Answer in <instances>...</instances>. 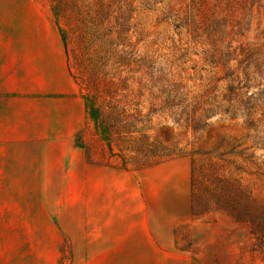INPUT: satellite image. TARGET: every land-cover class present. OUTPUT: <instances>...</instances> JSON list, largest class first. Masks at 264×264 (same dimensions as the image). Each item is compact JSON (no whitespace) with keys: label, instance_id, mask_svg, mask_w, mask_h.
I'll use <instances>...</instances> for the list:
<instances>
[{"label":"rangeland","instance_id":"rangeland-1","mask_svg":"<svg viewBox=\"0 0 264 264\" xmlns=\"http://www.w3.org/2000/svg\"><path fill=\"white\" fill-rule=\"evenodd\" d=\"M194 1L191 19L190 0H113L103 50L117 53L99 63L102 43L85 53L80 40L84 26L95 31V0H0V57L34 48L50 64L33 72L45 77L0 76V233H20L37 253L57 247L60 264H95V233L141 226L147 264H264V122L255 134L220 115L193 133L151 113L146 73L162 66L210 88L224 75L216 49L264 44V0ZM217 24L229 26L226 38ZM151 143L154 154L138 152Z\"/></svg>","mask_w":264,"mask_h":264},{"label":"trees","instance_id":"trees-1","mask_svg":"<svg viewBox=\"0 0 264 264\" xmlns=\"http://www.w3.org/2000/svg\"><path fill=\"white\" fill-rule=\"evenodd\" d=\"M113 0H95V31L89 33L86 26L81 30L80 40L83 43L84 51L90 52L94 40L95 46L102 43L100 50L95 49V59H101L100 55L115 54L117 49L103 50V47L111 43V30L107 25L103 23L108 21L106 8L111 7ZM203 4V0L201 2ZM170 5V4H169ZM191 6L188 10V14L184 18H193L192 12L195 10V1L190 0L187 4ZM172 9V5L169 6ZM118 10H122L119 8ZM60 12V8H57ZM82 24H85V16H81ZM89 22L92 25L91 16L88 15ZM118 17H116L117 19ZM214 35L219 39H224L231 32L228 25L217 24ZM207 34L208 29H203ZM195 36H199L196 35ZM193 36V37H195ZM90 37V38H89ZM63 43L64 37L61 36ZM93 39V41L91 40ZM119 43L122 44V36L119 34ZM235 42V41H234ZM233 41L224 46V49L217 50L220 55H224L226 60L222 64L224 75L220 76L217 80V85L214 87H207V84L203 83V76L200 78L199 85H193L188 87L182 77V73H173L168 68H157L156 73H146L148 76V82L153 85L155 91L149 92V99L152 101L153 114H159V116H167L176 125H185L193 133L204 131L209 124V121L216 116H224L231 121L242 120L250 130L256 133H264L260 131V124L264 122V44L257 43H238L233 45ZM204 44V43H203ZM213 48L216 47L213 43ZM117 53V52H116ZM99 57V58H98ZM202 65L205 71L212 73L206 67L209 64L208 60L203 57ZM98 61V60H97ZM102 59L99 61V63ZM102 62L101 66H105ZM215 65L217 63L210 62ZM217 68L218 65L212 66ZM188 80L193 82L189 77ZM211 79L205 78V81L210 82ZM210 84V83H209ZM220 84L222 87H220ZM99 95L98 84L95 82V115L90 114L94 118L95 123L99 127L101 124V111L100 108H96V104L101 98ZM90 108V107H89ZM116 106H114V109ZM94 112V111H93ZM134 118L132 115H127L126 119ZM119 116H113L114 122H117ZM124 119L123 121H126ZM103 121V119H102ZM115 127V130H114ZM113 135L120 136L121 131L113 125ZM127 134L133 135L136 131L129 132ZM149 149H142L138 151L143 156L147 157L149 154H154V144L148 145ZM151 147V148H150ZM164 147V146H163ZM264 149V147H261ZM164 149H166L164 147ZM146 153V154H145ZM168 155V153L166 154ZM141 166L145 167L146 164ZM193 187L196 186V180L193 176ZM227 183L226 180L218 179V183ZM226 185V187L230 186ZM239 220H243L239 215L236 217ZM254 222V221H252Z\"/></svg>","mask_w":264,"mask_h":264},{"label":"crops","instance_id":"crops-1","mask_svg":"<svg viewBox=\"0 0 264 264\" xmlns=\"http://www.w3.org/2000/svg\"><path fill=\"white\" fill-rule=\"evenodd\" d=\"M48 41L50 43L48 53L51 56V39L49 38ZM56 50L60 54L58 48ZM39 53L34 48L33 50L24 48L20 51L17 50L16 59L4 60L0 57V76H17L20 73H12L16 71L22 72L21 76L45 77L47 74L33 73L46 71L50 67L49 62L48 64L40 65L36 61L39 60L37 57ZM55 66L60 72L61 63L58 59L55 62ZM62 70L63 75H66L65 65ZM2 72L3 74H1ZM73 89L70 94L74 93ZM134 234L95 233V264H147L145 229L141 226L139 233ZM96 240L98 245H96ZM133 242L136 244L133 245ZM41 250L42 253H37L36 247L30 246V244L21 246L20 233H0V264H60V252L57 247L44 245Z\"/></svg>","mask_w":264,"mask_h":264}]
</instances>
